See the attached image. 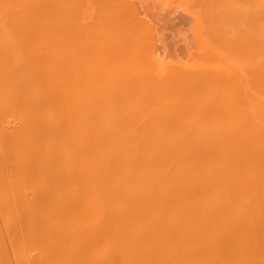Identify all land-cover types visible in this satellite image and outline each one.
<instances>
[{
    "label": "bare ground",
    "instance_id": "6f19581e",
    "mask_svg": "<svg viewBox=\"0 0 264 264\" xmlns=\"http://www.w3.org/2000/svg\"><path fill=\"white\" fill-rule=\"evenodd\" d=\"M125 2L0 0V264H264V0Z\"/></svg>",
    "mask_w": 264,
    "mask_h": 264
},
{
    "label": "rangeland",
    "instance_id": "374dc122",
    "mask_svg": "<svg viewBox=\"0 0 264 264\" xmlns=\"http://www.w3.org/2000/svg\"><path fill=\"white\" fill-rule=\"evenodd\" d=\"M121 1H123V0H121ZM126 1V2H125ZM137 1V2H136ZM163 1V2H162ZM159 0V1H155V0H148V2H149V4L147 5L146 3H147V0H141V1H138V0H135V2L133 1V0H131V2H130V0L128 1V0H124V2L125 3H131L132 5H133V3L135 4V5H137L136 3H138V6H137V8L140 10H138L137 8L135 9V10H137V11H135V14H136V12L138 13V14H136V15H138L137 16V18H136V20L137 21H139V25H140V23H143V24H145V26H146V23H148L147 25H148V27H147V31L148 32H150V34H148V32L145 30L146 29V27L144 26V29H143V31L145 30L146 31V33L144 32V39L149 35V36H152L151 38H152V40H151V38H147L148 40H150L149 42L147 41H145L146 43V45L144 46H142V48H140V49H142V51L141 50H139L138 49V51L140 52V54H141V52H142V56L144 57L145 55H147L148 53H149V55H147V57L148 58H150L151 59V61H150V59L148 60L149 62H147L148 63V67H150V69H152V70H154V69H156V71L158 70V71H160L159 70V68L162 70H168V68L171 70V68L170 67H172V65H174L175 64V62L176 63H178V61L179 62H182V63H184V64H182L181 65V63H178V64H175V66L176 65H178L181 69L183 68V69H185V68H187L188 69V67L189 66H187V63H190V64H188V65H190V66H192L193 67V61L194 60H196V58L198 57V54H199V50H200V44H199V41H197V39L196 38H194L195 36L193 35L194 33L193 32H195L194 31V29H193V27H194V23L190 20V22H192V23H188V21L187 20H189V17L187 18V20H186V17H187V15L189 16L190 14H192L193 15V12H192V8L190 7L192 4L190 3V2H187V0L185 1V0ZM165 1V2H164ZM133 2V3H132ZM153 2H154V4H153ZM158 2V3H157ZM168 2H169V4H168ZM176 2H177V4H176ZM157 3V4H156ZM161 3V4H160ZM164 3V4H163ZM172 3V4H171ZM189 3V4H188ZM140 4V5H139ZM142 4V5H141ZM144 4H146L147 6V9L145 10V8L146 7H144L145 5ZM168 4V5H167ZM174 4V5H173ZM191 4V5H190ZM156 5V6H155ZM167 5V6H166ZM188 5H190V6H188ZM165 6V7H164ZM179 6V7H178ZM151 7V8H150ZM156 7H159L158 9L156 8ZM175 7V8H174ZM193 7V6H192ZM150 8V9H149ZM181 9L182 8V14H183V12H184V14H185V19H184V14L183 15H181V14H178L177 16L178 17H176V15L175 14H177V13H179L176 9ZM191 8V9H190ZM152 9V10H151ZM163 11H161V10ZM189 9V10H188ZM153 10H155V12L153 11ZM139 11V12H138ZM147 11V12H146ZM148 11H150V12H148ZM157 11H159V13L157 14ZM161 11V12H160ZM166 11V12H165ZM172 11V12H171ZM192 12V13H190V12ZM194 11V10H193ZM146 12V13H145ZM168 12H170V13H168ZM177 12V13H176ZM150 13V14H149ZM166 13V14H165ZM181 13V12H180ZM134 14V15H135ZM153 14V15H152ZM170 14V15H169ZM93 15H95V17L96 18H93L94 16ZM92 15V20H89V22L90 21H95V19L97 20V16H96V13H94ZM135 15V16H136ZM155 15V16H154ZM169 15V16H168ZM173 15H175V16H173ZM181 15V16H180ZM191 15V16H192ZM140 16V17H139ZM161 16V17H160ZM141 17H142V20H143V18L145 19L146 18V23H144L143 21H141ZM150 17V18H149ZM157 17V18H156ZM170 17V18H169ZM183 17V18H182ZM156 18V19H155ZM160 18V19H159ZM165 18H166V21H165ZM171 18H173V19H171ZM178 18H181V21H180V19L178 20ZM192 18V17H191ZM182 19H183V21H182ZM165 21V22H164ZM194 21V20H193ZM89 22H87V23H89ZM181 22V23H180ZM185 22L187 23L186 25H185ZM195 22V21H194ZM183 23V24H182ZM89 24H91V22L89 23ZM191 25V26H189V25ZM156 25V26H155ZM180 25V26H179ZM141 27H143V26H141ZM180 28L179 29V31H178V28ZM183 27H185V28H183ZM189 27H191L192 29H193V31H191L192 29L191 28H189ZM151 30H153V31H149V29ZM189 28V29H188ZM163 29V30H162ZM168 29V30H167ZM155 30V31H154ZM165 30H166V32H165ZM171 30V31H170ZM180 30H182V31H180ZM189 30V34H188V32H186V31H188ZM156 31H158V32H156ZM180 32V33H179ZM185 32H186V34H185ZM159 33V35L161 36V38H160V36L159 35H157ZM163 33H166V34H163ZM147 34V35H146ZM152 34H154V35H152ZM163 34V35H162ZM190 34H191V36H190ZM146 35V36H145ZM165 35V36H164ZM167 35V36H166ZM183 35H186L185 37L183 36ZM157 36V37H156ZM182 36H183V38H182ZM197 36V35H196ZM179 37V38H178ZM188 37H190L189 39H188ZM191 37H192V39H195V41H193V42H191L192 41V39H191ZM186 38V39H185ZM160 39H161V41L163 42V43H161V45H160ZM175 39H177V40H175ZM180 39H182V40H180ZM184 39L187 41V43L184 41ZM188 39V40H187ZM190 39H191V41H190ZM158 41V42H157ZM168 41V42H167ZM179 41H182L183 42V45L181 44L182 42H179ZM157 42V43H156ZM177 42V43H176ZM179 42V43H178ZM150 43V46H152V48L154 49V53H152L153 51H152V48L149 46L148 47V50L149 49H151V51H148L147 50V44H149ZM153 43V44H152ZM168 43H170V45H171V47H167V45H168ZM191 43H193V45L192 46H190L191 45ZM152 44V45H151ZM173 44H175V45H173ZM180 44L182 45V46H180ZM185 44H186V46H185ZM188 44H190L189 46H188ZM155 45V46H154ZM158 46V48H157V46ZM174 46V47H173ZM176 46V47H175ZM179 46V47H178ZM198 46V47H197ZM144 47V48H143ZM160 47V48H159ZM167 49V51H166V49ZM174 48V50H172L173 48ZM178 47V49H176L175 50V48H177ZM184 48V52L185 53H189L188 55H190V54H192L193 52H195V53H193L192 55L194 56V57H192V55H190V57H187L188 55L187 54H182V53H178V51L179 52H181L180 50H182L183 48ZM185 47H186V49H185ZM190 47V48H189ZM192 47H194L193 49H191ZM164 48V49H163ZM180 48V49H179ZM146 49V50H145ZM162 49V50H161ZM195 49L198 51V53H197V51H195ZM199 49V50H198ZM157 50V51H156ZM193 50V51H192ZM137 51V50H136ZM137 51V52H138ZM144 51L145 52H147L148 51V53L146 54V53H144ZM167 53H166V52ZM183 51V50H182ZM138 52V53H139ZM163 52V53H162ZM173 53V55H172V53ZM192 52V53H191ZM177 53V54H176ZM144 54V55H143ZM156 54H158V56L159 55H161L160 57H158V56H155ZM164 54V56H162ZM180 54V55H179ZM182 54V55H181ZM214 54V53H213ZM176 55H177V57H176ZM184 55V56H183ZM214 55H216V54H214ZM170 56V57H169ZM173 56V57H172ZM176 58H175V57ZM181 56H183V57H185L186 56V58H184L183 60H182V58H181ZM147 57H144L145 59H146V61H147ZM192 57V59H190ZM158 58V59H157ZM161 58V59H160ZM166 58V59H165ZM179 58V59H178ZM194 58V59H193ZM157 59V62L159 63H157L155 60ZM171 59V60H170ZM176 59V60H175ZM178 59V60H177ZM182 61H181V60ZM189 59H190V61L192 60V62H190L189 61ZM216 59L218 60L219 59V61L218 62H221V59L222 58H220L219 56H216ZM233 59V58H232ZM159 60V61H158ZM161 60V61H160ZM163 60H164V62H163ZM185 60H186V62H185ZM234 60V59H233ZM165 61H166V63H165ZM235 61H236V59H235ZM150 62H153V63H150ZM173 62V63H172ZM154 63H156V64H154ZM161 63V64H160ZM191 63H192V65H191ZM151 66H150V65ZM166 64H167V66H168V68L166 67ZM171 64V65H170ZM156 67V68H154L153 69V67L154 66ZM161 65V66H160ZM164 65V67H162ZM170 65V66H169ZM153 66V67H152ZM175 66H173L172 68H174ZM178 66H176L174 69H176V68H179ZM185 66V67H184ZM215 66V65H214ZM192 67H189V69H191ZM158 68V69H157ZM166 68V69H165ZM187 69H185V70H187ZM207 71H209V70H207ZM211 71V70H210ZM237 71H235V73H236ZM222 74V73H221ZM259 99H261L262 100V98H259Z\"/></svg>",
    "mask_w": 264,
    "mask_h": 264
}]
</instances>
